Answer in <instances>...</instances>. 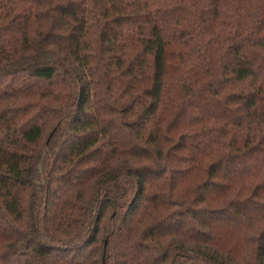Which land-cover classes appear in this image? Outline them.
Instances as JSON below:
<instances>
[{"label":"trees","instance_id":"1","mask_svg":"<svg viewBox=\"0 0 264 264\" xmlns=\"http://www.w3.org/2000/svg\"><path fill=\"white\" fill-rule=\"evenodd\" d=\"M0 264H264V0H0Z\"/></svg>","mask_w":264,"mask_h":264}]
</instances>
